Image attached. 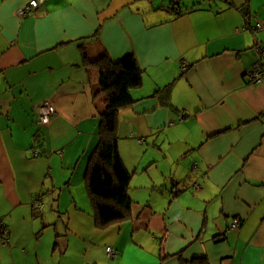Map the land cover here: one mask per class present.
Returning a JSON list of instances; mask_svg holds the SVG:
<instances>
[{
    "label": "crops",
    "instance_id": "1",
    "mask_svg": "<svg viewBox=\"0 0 264 264\" xmlns=\"http://www.w3.org/2000/svg\"><path fill=\"white\" fill-rule=\"evenodd\" d=\"M29 1L0 0V264H101L129 230L126 244L157 240L161 264H264V83L246 78L264 45L246 16L264 27V0H49L19 18ZM128 55L142 84L117 135L136 190L130 217L101 229L86 176L106 109L96 61Z\"/></svg>",
    "mask_w": 264,
    "mask_h": 264
},
{
    "label": "trees",
    "instance_id": "2",
    "mask_svg": "<svg viewBox=\"0 0 264 264\" xmlns=\"http://www.w3.org/2000/svg\"><path fill=\"white\" fill-rule=\"evenodd\" d=\"M170 8L173 12L176 10L175 5ZM96 64L102 67L100 87L106 95V109L101 120L100 141L91 155L86 176L97 226L104 229L131 215L133 203L128 192L132 174L119 153L117 114L134 104L132 90L141 86L142 77L132 55L117 62L104 56ZM182 264H210V261L203 257Z\"/></svg>",
    "mask_w": 264,
    "mask_h": 264
},
{
    "label": "built area",
    "instance_id": "3",
    "mask_svg": "<svg viewBox=\"0 0 264 264\" xmlns=\"http://www.w3.org/2000/svg\"><path fill=\"white\" fill-rule=\"evenodd\" d=\"M49 0H30L25 7L20 8L17 11V16L21 19H25L30 14L35 13L41 6H43ZM251 18L247 15L246 22L247 28L251 31H262L263 25L256 20L254 24L251 23ZM255 50L258 54L257 61L253 64L251 70L247 73L246 78L248 82L253 85L264 83V45L257 42L255 44ZM39 121L38 124L41 126H48L51 122L52 117L55 114V109L49 102L42 104L39 107ZM240 226V221L235 219L232 222L231 228L236 229ZM9 232L3 222L0 221V239L3 244L8 243ZM108 257L114 256L113 249L107 248Z\"/></svg>",
    "mask_w": 264,
    "mask_h": 264
},
{
    "label": "rangeland",
    "instance_id": "4",
    "mask_svg": "<svg viewBox=\"0 0 264 264\" xmlns=\"http://www.w3.org/2000/svg\"><path fill=\"white\" fill-rule=\"evenodd\" d=\"M183 5L186 6L187 4H183ZM135 190L136 189L132 188L131 185L130 192H135ZM137 195L142 199L143 194L141 188L139 189ZM132 235H133L132 230H129V233L128 231H126L123 234V236L119 239V244L125 248V251L123 250L125 253L124 257L122 256L121 253H119L118 257L116 256L117 253L115 246L113 244L105 245L102 250L101 264H161L162 263L159 252V243L157 242V240H155L152 237L150 238L149 236L143 238L141 235L136 233L134 241H132L133 245L131 244L130 240L126 244V242H124V238L126 237V239L129 238L132 239ZM139 243L140 245H143V248L140 251L137 248V245ZM107 248L113 249V251H115L114 252L115 256L113 258L108 257Z\"/></svg>",
    "mask_w": 264,
    "mask_h": 264
},
{
    "label": "water",
    "instance_id": "5",
    "mask_svg": "<svg viewBox=\"0 0 264 264\" xmlns=\"http://www.w3.org/2000/svg\"><path fill=\"white\" fill-rule=\"evenodd\" d=\"M177 5V4H176Z\"/></svg>",
    "mask_w": 264,
    "mask_h": 264
}]
</instances>
